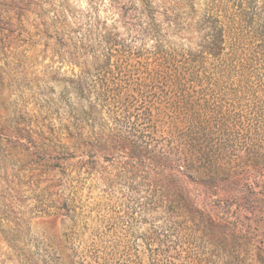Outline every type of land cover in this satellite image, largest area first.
<instances>
[{"label":"rangeland","instance_id":"1","mask_svg":"<svg viewBox=\"0 0 264 264\" xmlns=\"http://www.w3.org/2000/svg\"><path fill=\"white\" fill-rule=\"evenodd\" d=\"M218 28L225 50L213 59L200 51ZM262 44L264 0H0V264H264L262 196L233 190L217 205L212 247L190 229L176 243L161 211L139 204L142 187L122 184L124 157L91 145L104 121L93 105L98 65L136 80L155 69L156 49L192 54L200 78L186 102L166 86L140 88L160 134L181 126L189 103L246 125L264 99Z\"/></svg>","mask_w":264,"mask_h":264},{"label":"trees","instance_id":"2","mask_svg":"<svg viewBox=\"0 0 264 264\" xmlns=\"http://www.w3.org/2000/svg\"><path fill=\"white\" fill-rule=\"evenodd\" d=\"M259 47L264 58V44ZM224 50V31L218 28L213 41L201 46L200 52L219 59ZM188 56L176 61L172 52L156 49L152 57L155 69L149 72L145 68L144 77L136 80L132 70L118 64L116 73L108 62L98 65L92 85L97 88L98 102L93 105L104 114V121L99 127V136H92L91 145L107 153L104 159L124 157L123 171L130 177H125L122 184L132 192L142 187L143 197L140 198L144 202L140 200L139 204L147 211H161L167 218L166 238L181 243L178 232L190 229L201 235V241L205 242L206 238L211 246V239L221 226L215 224L212 217L216 215L222 220L216 208L235 200L231 191L241 192L242 189L244 195L259 194L264 199V178L259 179L264 177V170L257 169H264V99L260 105L252 107L246 125L242 124L239 114L232 116L230 112L219 117L214 109L210 116H205L192 110L189 103L190 108L183 106L187 114L181 116L175 112L181 116V126L173 124L166 135H161L140 88L151 84L164 91L166 86L174 95L171 97L174 103L186 102L200 78L192 64L195 57ZM257 143L262 146L258 148ZM138 179L143 184H138ZM220 182L223 184L219 187ZM190 183L198 185L202 204H206L209 211L194 205ZM218 192L225 194L223 202L215 200Z\"/></svg>","mask_w":264,"mask_h":264}]
</instances>
